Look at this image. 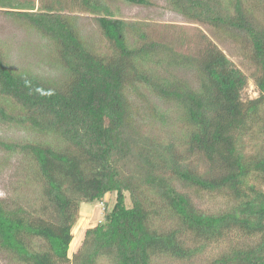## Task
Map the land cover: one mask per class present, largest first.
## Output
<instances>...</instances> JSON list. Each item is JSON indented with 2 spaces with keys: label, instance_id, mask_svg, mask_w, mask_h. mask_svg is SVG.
<instances>
[{
  "label": "trees",
  "instance_id": "trees-1",
  "mask_svg": "<svg viewBox=\"0 0 264 264\" xmlns=\"http://www.w3.org/2000/svg\"><path fill=\"white\" fill-rule=\"evenodd\" d=\"M81 1L97 15L112 52L92 50L56 6L60 0L38 9L32 0H0V7L53 41L65 72L56 81L17 71L0 52L1 118L49 137L0 140L5 149L20 150L35 163L46 200L40 214L0 199V248L23 264H96L101 257L111 264H154L160 255L190 259L198 254L184 233L211 242L238 230L257 241L233 247L208 264H264V149L249 153L245 142L264 134V26L244 0H168L183 16L249 43L260 95L244 100L249 76L207 35L191 54L149 40L141 30L131 42L134 25L116 17L105 0ZM164 51L158 62L194 69L197 87L146 66ZM137 83L176 103L187 127L178 142L182 148L175 140L162 142L133 130L127 89ZM181 186L228 191L236 203L206 212ZM107 194L114 197L111 207ZM94 203H104V220L85 231L82 245L70 256L81 205ZM158 215L175 218L176 227L157 225Z\"/></svg>",
  "mask_w": 264,
  "mask_h": 264
},
{
  "label": "rangeland",
  "instance_id": "rangeland-1",
  "mask_svg": "<svg viewBox=\"0 0 264 264\" xmlns=\"http://www.w3.org/2000/svg\"><path fill=\"white\" fill-rule=\"evenodd\" d=\"M36 7L50 3L52 0H32ZM64 14L70 16L79 34L87 45L100 54L112 52V44L105 37L97 21V15L87 10L81 0H60ZM149 4L130 3L126 0H105L113 9L115 16L134 25L130 41L138 37V31H145L149 40L160 41L172 50L184 54L197 53L203 46V35H207L236 63L248 76L249 81L243 91L244 100L257 98L260 92L254 78L255 64L250 58L251 47L239 35H233L213 25L191 20L174 10L168 0H149ZM227 1V0H226ZM255 17L264 26V0H244ZM36 9V10H37ZM54 43L44 36L25 19L16 17L7 9L0 7V52L7 63L17 71H28L49 80H63L65 72L56 54ZM166 51L146 62L152 70L159 69L161 73L176 76L178 79L198 86V76L194 69L172 67L160 64L159 58L166 56ZM137 86V87H136ZM129 101L132 104L131 118L133 130L149 135L162 142L177 141L180 148L183 142L186 125L182 113L174 101L160 97L150 88L137 83L128 86ZM1 102L5 100L0 98ZM7 103V102H6ZM9 109L14 110L12 104ZM49 137L41 134L19 122H9L0 116V140L12 143L39 142ZM247 152L264 149V134L246 137ZM202 171L203 165L200 164ZM264 189V181L260 180ZM196 206L206 212H221L236 203L235 196L228 191L210 192L199 188H186ZM147 194L152 195L147 192ZM0 199L9 204H23L25 207L43 213L45 205L42 183L36 175L35 163L22 151H9L0 145ZM109 207L113 205L114 197H105ZM131 205V202H128ZM163 215V211L161 212ZM104 203L83 204L76 225L73 228L74 240L70 256L82 245L85 231L104 220ZM156 224L165 229L176 227L172 217H161ZM183 238L190 247L200 249L198 254L190 259H180L170 255L155 257L154 264H208L228 253L233 247L247 246L257 241V237L243 234L241 231H228L224 237L211 242L196 239L190 233H184ZM41 241L37 238L36 244ZM38 246V245H37ZM0 264H23L7 251L0 248ZM96 264H111L106 257L98 259Z\"/></svg>",
  "mask_w": 264,
  "mask_h": 264
}]
</instances>
